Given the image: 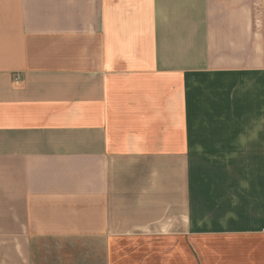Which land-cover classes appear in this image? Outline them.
<instances>
[{"label":"crops","instance_id":"0c3cea01","mask_svg":"<svg viewBox=\"0 0 264 264\" xmlns=\"http://www.w3.org/2000/svg\"><path fill=\"white\" fill-rule=\"evenodd\" d=\"M258 20L264 0H0V264H108L133 235L264 264Z\"/></svg>","mask_w":264,"mask_h":264},{"label":"rangeland","instance_id":"374dc122","mask_svg":"<svg viewBox=\"0 0 264 264\" xmlns=\"http://www.w3.org/2000/svg\"><path fill=\"white\" fill-rule=\"evenodd\" d=\"M255 11L262 12L261 6L255 4ZM262 22L258 20L257 23ZM264 24V21L262 22ZM117 240V239H116ZM175 239L156 236H124L110 245L108 264H209V244L175 243ZM112 247L116 259L112 260Z\"/></svg>","mask_w":264,"mask_h":264}]
</instances>
